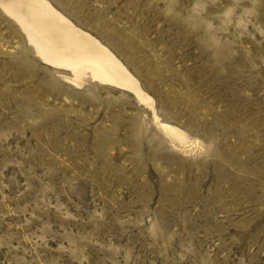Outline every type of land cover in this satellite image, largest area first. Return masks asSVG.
<instances>
[{
	"label": "rangeland",
	"instance_id": "374dc122",
	"mask_svg": "<svg viewBox=\"0 0 264 264\" xmlns=\"http://www.w3.org/2000/svg\"><path fill=\"white\" fill-rule=\"evenodd\" d=\"M49 1L197 145L0 6V264H264V0Z\"/></svg>",
	"mask_w": 264,
	"mask_h": 264
},
{
	"label": "bare ground",
	"instance_id": "6f19581e",
	"mask_svg": "<svg viewBox=\"0 0 264 264\" xmlns=\"http://www.w3.org/2000/svg\"><path fill=\"white\" fill-rule=\"evenodd\" d=\"M0 6L18 21L43 62L68 72L62 73L66 81L74 85L92 81L128 91L149 107L152 120L171 140L182 148L197 145L184 130L159 117L154 99L108 46L49 0H0Z\"/></svg>",
	"mask_w": 264,
	"mask_h": 264
}]
</instances>
